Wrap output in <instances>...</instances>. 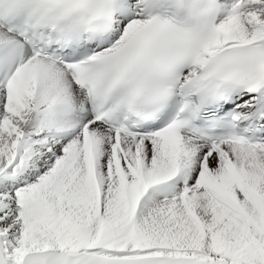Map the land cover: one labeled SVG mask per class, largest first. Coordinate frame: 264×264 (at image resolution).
I'll use <instances>...</instances> for the list:
<instances>
[{"label":"snow or ice","instance_id":"6c2138e0","mask_svg":"<svg viewBox=\"0 0 264 264\" xmlns=\"http://www.w3.org/2000/svg\"><path fill=\"white\" fill-rule=\"evenodd\" d=\"M0 264H264V0H0Z\"/></svg>","mask_w":264,"mask_h":264}]
</instances>
